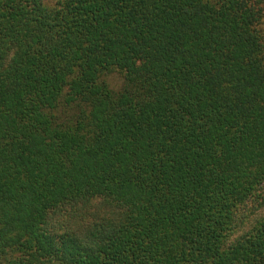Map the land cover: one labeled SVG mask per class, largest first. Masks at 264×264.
Instances as JSON below:
<instances>
[{"label": "trees", "instance_id": "1", "mask_svg": "<svg viewBox=\"0 0 264 264\" xmlns=\"http://www.w3.org/2000/svg\"><path fill=\"white\" fill-rule=\"evenodd\" d=\"M0 264H264V0H0Z\"/></svg>", "mask_w": 264, "mask_h": 264}, {"label": "rangeland", "instance_id": "2", "mask_svg": "<svg viewBox=\"0 0 264 264\" xmlns=\"http://www.w3.org/2000/svg\"><path fill=\"white\" fill-rule=\"evenodd\" d=\"M116 78V77H115ZM116 80L118 81V78H116Z\"/></svg>", "mask_w": 264, "mask_h": 264}]
</instances>
